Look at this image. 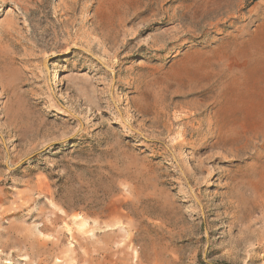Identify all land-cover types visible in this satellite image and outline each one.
Listing matches in <instances>:
<instances>
[{
	"label": "rangeland",
	"instance_id": "1",
	"mask_svg": "<svg viewBox=\"0 0 264 264\" xmlns=\"http://www.w3.org/2000/svg\"><path fill=\"white\" fill-rule=\"evenodd\" d=\"M0 133V264H264V0H0Z\"/></svg>",
	"mask_w": 264,
	"mask_h": 264
},
{
	"label": "water",
	"instance_id": "2",
	"mask_svg": "<svg viewBox=\"0 0 264 264\" xmlns=\"http://www.w3.org/2000/svg\"><path fill=\"white\" fill-rule=\"evenodd\" d=\"M92 56V55H91ZM50 59H46L45 61H44V63H43V65H44V67L45 68H47V63H48V61H49ZM0 137L2 138V140H3V142L5 143V140H4V138H3V136L1 135V133H0ZM6 146V145H5ZM31 157H29V158H27V159H25L23 162H21L19 165H21V164H23L24 162H26L27 160H29ZM9 168V167H8ZM10 169V168H9ZM11 170V169H10ZM197 200V199H196ZM197 202L200 204V202L197 200Z\"/></svg>",
	"mask_w": 264,
	"mask_h": 264
},
{
	"label": "bare ground",
	"instance_id": "3",
	"mask_svg": "<svg viewBox=\"0 0 264 264\" xmlns=\"http://www.w3.org/2000/svg\"><path fill=\"white\" fill-rule=\"evenodd\" d=\"M6 136V135H5ZM242 152V151H241ZM15 169V168H14ZM254 236V235H253Z\"/></svg>",
	"mask_w": 264,
	"mask_h": 264
}]
</instances>
